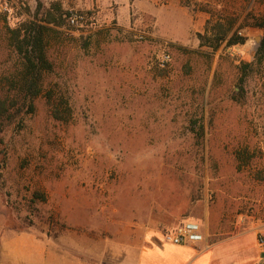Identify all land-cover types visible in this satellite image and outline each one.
Returning <instances> with one entry per match:
<instances>
[{"label": "rangeland", "instance_id": "obj_1", "mask_svg": "<svg viewBox=\"0 0 264 264\" xmlns=\"http://www.w3.org/2000/svg\"><path fill=\"white\" fill-rule=\"evenodd\" d=\"M263 9L0 0V98L17 94L22 68L10 28L64 18L46 37L53 68L34 110L0 115V264H134L149 231L264 229L263 29L244 25ZM221 16L244 43L215 47ZM65 100L71 116L58 119Z\"/></svg>", "mask_w": 264, "mask_h": 264}, {"label": "trees", "instance_id": "obj_2", "mask_svg": "<svg viewBox=\"0 0 264 264\" xmlns=\"http://www.w3.org/2000/svg\"><path fill=\"white\" fill-rule=\"evenodd\" d=\"M207 4L201 5L200 9L213 12L210 5ZM249 19L244 25L257 26L263 29V36L257 50V55H264V9L252 12V17ZM63 23L64 18L62 15L58 19L54 13L49 12L46 13L43 19H27L17 26L10 28V42L20 56L22 68L20 78L18 79L17 94L13 97L7 95L4 98H0V115L6 117L14 116L11 109L19 101H22L23 105L27 106L28 112L34 110V100L43 92L44 75L53 68V63L47 55L46 37L48 32L53 28V25L62 26ZM227 23L228 18L221 16L217 18L216 23L212 27L211 30L217 35L215 47L220 46L224 42H226V45L231 46L246 41L247 37L237 33V31L230 35L232 23L230 25H227ZM48 94L49 100L52 101L51 93ZM63 105V110H61L58 105H54L53 103V114L58 119L66 120L71 116L72 111L67 100L63 102Z\"/></svg>", "mask_w": 264, "mask_h": 264}, {"label": "crops", "instance_id": "obj_3", "mask_svg": "<svg viewBox=\"0 0 264 264\" xmlns=\"http://www.w3.org/2000/svg\"><path fill=\"white\" fill-rule=\"evenodd\" d=\"M197 240L173 243L166 232L149 231L134 264H264V229L230 239L211 240L208 228L199 225Z\"/></svg>", "mask_w": 264, "mask_h": 264}, {"label": "built area", "instance_id": "obj_4", "mask_svg": "<svg viewBox=\"0 0 264 264\" xmlns=\"http://www.w3.org/2000/svg\"><path fill=\"white\" fill-rule=\"evenodd\" d=\"M82 18L81 15L73 14L70 16V23L76 24ZM168 55H165L164 59H167ZM199 225L193 222L184 223L172 231L165 233V239L173 243H182L187 240H197L201 238V234L198 232Z\"/></svg>", "mask_w": 264, "mask_h": 264}]
</instances>
